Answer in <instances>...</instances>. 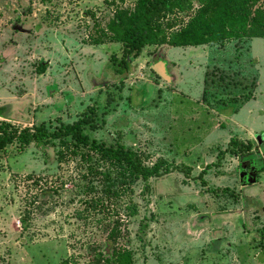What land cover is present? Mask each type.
<instances>
[{
    "label": "rangeland",
    "instance_id": "rangeland-1",
    "mask_svg": "<svg viewBox=\"0 0 264 264\" xmlns=\"http://www.w3.org/2000/svg\"><path fill=\"white\" fill-rule=\"evenodd\" d=\"M134 1L0 0V122L52 131L90 107L84 133L161 172L116 196L88 175L86 192L82 147L13 140L0 149V264H105L115 220L110 246L132 264H264V36L171 46L203 1L172 0L154 13L161 42L125 69L116 17ZM230 137L251 149L217 160Z\"/></svg>",
    "mask_w": 264,
    "mask_h": 264
},
{
    "label": "trees",
    "instance_id": "trees-1",
    "mask_svg": "<svg viewBox=\"0 0 264 264\" xmlns=\"http://www.w3.org/2000/svg\"><path fill=\"white\" fill-rule=\"evenodd\" d=\"M172 0H135L133 8L127 12L124 19L116 17V22L121 21L119 41L121 42V55L116 63L128 68L129 57H136L144 45L160 43V32L154 26V13L158 7L166 8L171 5ZM259 0H203L195 13L189 17L187 22L180 28L175 36L168 40L171 46L197 45L206 42H214L230 36H264V17L253 18L254 14L264 13V7ZM261 16V15H260ZM250 25V26H249ZM258 29V30H257ZM160 41V42H159ZM114 58L113 56L110 59ZM115 60V59H114ZM43 70V65L38 68ZM94 110L87 107L81 117L71 123L59 125L49 131L43 124L33 128L23 127L20 130L8 128V124L0 122V149L13 140L19 145H26L33 141L37 146L46 145L57 138V143L75 154L77 148L82 147L84 151L78 152L84 163V172L81 177L86 179L85 191H93L92 175L100 181L103 195L116 196L118 189L126 190L137 178L146 181L151 176H159L157 164L144 165L138 153L122 143H104L103 141L90 138L83 132L85 126L94 128ZM68 136L69 140L65 137ZM229 146L216 153L219 160L225 151H231L236 156H241L251 149L250 141H240L233 137L228 140ZM58 155L61 151L57 149ZM188 169V168H186ZM166 171V168L163 170ZM202 172L198 173V176ZM89 175V176H88ZM101 201L100 197L90 198L89 203L93 206ZM102 202V201H101ZM91 204V205H92ZM98 206V205H97ZM129 213L135 212V206L131 207ZM112 224H105V237L114 242L119 233L117 220ZM104 230V229H103ZM110 244L104 242L101 251L96 258L102 259L105 264H132L128 252L119 253ZM97 259V260H98Z\"/></svg>",
    "mask_w": 264,
    "mask_h": 264
},
{
    "label": "crops",
    "instance_id": "crops-1",
    "mask_svg": "<svg viewBox=\"0 0 264 264\" xmlns=\"http://www.w3.org/2000/svg\"><path fill=\"white\" fill-rule=\"evenodd\" d=\"M249 99H251L250 97H248L247 99L245 100H242L241 102H239V104L237 105V107L235 108V110L232 112V114L236 113L238 111V109L240 108V106H242L245 102H247ZM240 137L239 139H249L248 137H241V136H238ZM242 156V155H241Z\"/></svg>",
    "mask_w": 264,
    "mask_h": 264
},
{
    "label": "water",
    "instance_id": "water-1",
    "mask_svg": "<svg viewBox=\"0 0 264 264\" xmlns=\"http://www.w3.org/2000/svg\"><path fill=\"white\" fill-rule=\"evenodd\" d=\"M254 139H255L256 143L259 144L260 142H262L264 140V134L257 133L254 135Z\"/></svg>",
    "mask_w": 264,
    "mask_h": 264
}]
</instances>
